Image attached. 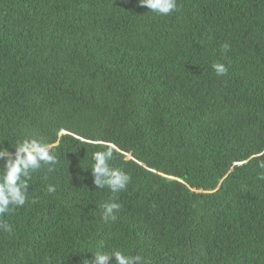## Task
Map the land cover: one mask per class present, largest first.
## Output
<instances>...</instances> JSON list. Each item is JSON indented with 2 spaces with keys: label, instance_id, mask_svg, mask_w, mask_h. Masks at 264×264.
I'll return each mask as SVG.
<instances>
[{
  "label": "trees",
  "instance_id": "trees-1",
  "mask_svg": "<svg viewBox=\"0 0 264 264\" xmlns=\"http://www.w3.org/2000/svg\"><path fill=\"white\" fill-rule=\"evenodd\" d=\"M177 3L0 0V145L59 140L0 217V264H82L101 245L148 264H264V0ZM106 144L131 176L114 222L83 168Z\"/></svg>",
  "mask_w": 264,
  "mask_h": 264
},
{
  "label": "clouds",
  "instance_id": "clouds-1",
  "mask_svg": "<svg viewBox=\"0 0 264 264\" xmlns=\"http://www.w3.org/2000/svg\"><path fill=\"white\" fill-rule=\"evenodd\" d=\"M137 4L161 16H167L179 7L177 0H137ZM229 47L225 42L221 46V52L226 53ZM211 66L219 77L225 76L228 72L224 63L213 62ZM14 147L13 156L9 148L0 145V159L7 157L4 159V168L0 171V217L6 216L12 208L25 205L28 200V181L33 172L44 165L51 171L52 166L57 164V156L52 151V145L42 139L25 138ZM114 151L111 144H106L103 150L91 154V165L83 167L91 169L93 184L98 189L108 188L113 194L99 205L102 208L101 219L104 222H114L117 219L116 213L120 210L121 204L116 194L125 190L131 181L127 171L110 164ZM259 166L264 168V161H261ZM54 191L55 187L49 184L47 192ZM0 229L11 232V227L7 223L0 222ZM90 252L92 258L83 259L82 264H148L147 259L139 254L127 255L118 249L107 250L102 245Z\"/></svg>",
  "mask_w": 264,
  "mask_h": 264
},
{
  "label": "water",
  "instance_id": "water-1",
  "mask_svg": "<svg viewBox=\"0 0 264 264\" xmlns=\"http://www.w3.org/2000/svg\"><path fill=\"white\" fill-rule=\"evenodd\" d=\"M57 141L59 142V140H57ZM57 141L54 142V143H52V144H50V145H52V148L58 145V144H57Z\"/></svg>",
  "mask_w": 264,
  "mask_h": 264
}]
</instances>
